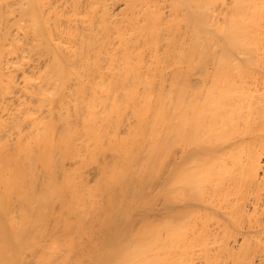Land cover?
<instances>
[{
    "label": "bare ground",
    "instance_id": "obj_1",
    "mask_svg": "<svg viewBox=\"0 0 264 264\" xmlns=\"http://www.w3.org/2000/svg\"><path fill=\"white\" fill-rule=\"evenodd\" d=\"M0 264H264V0H0Z\"/></svg>",
    "mask_w": 264,
    "mask_h": 264
}]
</instances>
